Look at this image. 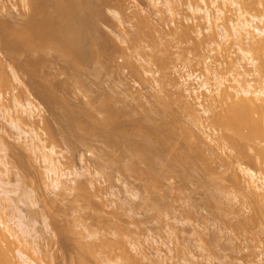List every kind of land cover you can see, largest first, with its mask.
<instances>
[{"label":"rangeland","instance_id":"374dc122","mask_svg":"<svg viewBox=\"0 0 264 264\" xmlns=\"http://www.w3.org/2000/svg\"><path fill=\"white\" fill-rule=\"evenodd\" d=\"M104 1L103 0H94L95 3H94L93 9L98 10L99 14H97L96 20H98L99 17H101V18L98 20L99 22H96L99 24V25L97 24V26H99L98 28H99L100 32H102L101 34H103L102 36H104L105 42H108L109 44L107 43V45H110V47H113V51L115 53L112 51L114 55L112 54L110 56H108V54L105 56L106 53H104L103 54L104 57L102 56V58H100L101 60L98 59L99 61H96V62L95 61H93V62L89 61L86 64L89 66L88 68H87V66H84L85 65L84 64L83 65L84 67H82L80 70H76V74L80 75L79 77H77L78 75H73V74H75V73H73V69L75 70L73 65L68 64V62H66V64H63V63H65L64 61H67V60L69 61V59L64 60L66 57L64 58L63 54H61L62 55L61 57L64 58L62 60V58L59 57L60 55H58V53H59V52H57L58 49L56 50L54 48L53 49L50 48V50L46 49V52L39 51V52L33 53L35 51L32 52V50L30 51V49L23 47L22 49H20L21 51L19 52V54L20 53L21 54L20 55L18 54L21 57V59H20V57H18L19 61L17 62V60L15 61V59H12L10 57L11 54L8 51H6L5 49H2L3 47L0 44V47H1L0 51L2 49L1 52L3 53V56L5 57V59L7 60L8 63L10 61V63H12V65L16 64L17 65V66L15 65L16 68H18L19 64H21V65L24 64V65H22L23 67L17 69V71L20 73L19 76L22 79V81L24 82V85L26 84L25 85L26 88L28 87L29 92L31 91L30 92L31 94H32V92H34L33 93L34 94L33 97L35 98L34 101L42 109V115L44 116L43 117L44 121H46V123L49 125V127L50 126L52 127V128L50 127L51 128L50 131L52 130L54 133L53 139L55 140L56 143L58 142L57 145H61V146H59L61 149H59V147H58V149L62 151V153L64 154L63 156L65 157V158L64 157L62 158V162H63L62 164L65 163L64 165H66L65 166L66 169L69 166L70 170L73 167H75L78 170H81V172H83L82 171L83 167H84L85 171L87 169L86 167H88L89 170H91V171L93 170L92 173H94V174L97 172L100 173V175L95 174V176H94V175H92V173H90L91 171L89 172L87 169L88 172L84 171V174H85L84 176L86 178H84V176H83L84 179L82 180V176H81L78 179V181L81 180L82 182H84L82 185H84V184L87 185L86 190L88 188V190H90V191L87 190L88 193L93 195L95 200L92 201L91 205H92V207L94 205H96L94 207H95V210H97V211H95L93 209L94 207L92 208L91 205H90V207L92 208L93 211H91L90 207L83 208L84 207L83 205H85L84 204L85 201H82L83 199L78 198V196L80 197V195H79L80 191H78V190H76V193L74 190H72V192L69 191L71 193L62 192L63 195H60L61 192H58L59 194L53 192V189H51L49 187L51 181L49 180L48 175L44 174L46 171L44 166H43L44 164H42V162H39L40 159L35 160L36 157L33 156L31 153H29L28 150H25V149H27V147L23 146V145H25V144H23L24 143L23 140L17 138V135H16L17 132H15L14 129H11V126L8 125L6 122L2 121V119H0V137L1 136H2L1 138L4 137V139H2V140H5L4 142L7 141L6 143H7V145H9L7 148L9 150L7 161L10 164L9 165L10 172L7 175H5L3 178H4V180H6L10 184H9V186L7 184L6 187L4 186L3 188H0V194L6 193V192L9 193L8 195H10V197L12 198V201L16 202L18 207L21 209V211L26 214V215L24 214V216H26V217H24V219H25L24 221L28 222L29 224L32 223L31 226L36 228L37 231L39 232V234H37L33 240L32 239H30V240L32 242H34V244H37V246L40 248V252H41L39 255L40 259L42 261H44L46 264H77V263L78 264H99V263L101 264V263H103V261H109V259L107 257L104 258V256H106V255L107 256L112 255L109 258H111L112 261H114V262L117 260L118 261L121 260V262L123 263L126 260L125 258L127 257L128 254L132 257V253H133V256L135 258L132 257L131 262L134 260L133 263L136 264L137 262L144 261L142 258L141 259L139 258L140 261H138L137 256L139 257V255L134 254L135 252L132 251L131 247L129 248V245L132 242L139 243V246H141V248L143 250H145V252H146L145 254H147L146 256H148V257H146L148 262H146V260H145L144 262H142V264H146V263L147 264H155V263L159 264L160 262H161L160 264H184L185 262H186L185 264H189L190 263L189 261H192L191 259H193V258H194L193 263H196V264H264V226L260 225L257 222L254 223L249 219L252 214L254 215V213H255V215H256L257 212L251 211L252 210L251 207L247 203L245 204V202L242 201L243 198L240 197V195H242L241 191H239V193H238V191L230 185V182L227 181L228 180V178H227L228 172L225 171V169H226L225 166L221 167L223 165V161L222 160L219 161L218 159H216V161L218 160L219 162L215 161L212 164L211 161H214L215 159L213 160L212 155L208 156V153L210 154L209 148H208V151L206 150L207 151L206 155L210 159V164L215 165V169L213 168L214 166L211 165L212 170H208L206 168V166L201 163L202 161L201 162L196 161L195 163H197V164L194 163V165L192 167H190L189 165L183 163L181 161V159L179 158L180 154H182V147H181L182 143L180 142V137H179L180 135L178 134L179 130L174 129L175 128L174 125L176 123L174 125H173V123L177 120L180 122V123H177V124H179V126L183 122V124L181 125L182 127H180V128L185 127V128L189 129V127H191V126H189L191 124L190 123L191 119H190V116L188 115V112L184 109H181L180 108L181 105L179 103H177V101H175L174 103H172V101H171L172 97L175 96V98H173V100H175L176 97L179 96V94H181V93H179L180 89L178 88L179 92L177 90L175 91V88L177 89V87H175V85H172V84H174V82H175V84H181V82H179L180 79L177 78L178 82L175 81L176 79L173 80L172 84L169 82H168L169 84L167 83L168 86H166V87L168 89H165L166 90L165 92H168L167 90L170 89V92L173 93V94L170 93L171 96L170 95L167 96L168 93L165 94L164 91H163V93L157 91V88L159 86L157 88L154 86V85H158V83L156 84L154 80L155 79L156 80L161 79L162 75H161L160 71H159L160 73L158 72L159 67H158L157 63L152 62V61H150L151 63L148 61H147L148 63L146 62L147 58H149L147 55H144L148 52V51L146 52V50H144V49L149 50L148 45L146 46L144 44V43L148 44L147 42H149V40L147 39L148 40L147 41L146 38L140 37L142 39H145V41L139 39V41L141 40L140 42H142L140 45V42L137 39L138 44H136V45L141 46L140 48H144L143 50L146 53H142L141 50H139L140 48L139 49L137 47L135 48V50L136 49L139 50V52L136 50L137 52H135V55L138 57V55H137L138 53H139V55L143 54V56L145 58L147 57L146 60H144L143 59L144 57L141 55V59H139L140 56L138 58L134 56L136 59L133 57L132 59H134V60H131V62H128V60L124 56V54H121V53H122L123 49H125V47L128 44H129V47H131L130 46L131 44L128 42H131L132 37H134L136 34L135 25L137 24L136 20H138V18L135 15L136 10L134 8V4L131 0H125L126 3H124V0H122L121 4H119V5H118V3L120 0H109L110 5L106 3V0H104ZM135 1L140 6L144 7L145 9L148 8L147 0H135ZM107 2H108V0H107ZM111 3H112V5H111ZM115 3H116V5H115ZM122 4L125 5V13H123L124 7L120 6ZM22 5L23 4L19 0H0V20L2 19V21H6V22L9 21V24L13 23L12 25L15 24V26H16V24H17V26L21 25L23 23L22 21H24V19H26V17H24L25 13H28V10H26L24 8V6H22ZM184 6H180V7H182V8H180V9H182V10H180L182 12L179 11L180 12L179 18H178V16H176V17L174 16V18H172L168 13H166V16L168 14V16H167L168 18H165L166 16L163 15L165 18L164 19L162 16L163 20L160 19V21L163 24H161L160 27L162 25H163V27L165 26V28H163V30L166 33L169 32L170 34H172L174 36L176 34L175 33L176 27L178 29H181V28H179L180 26L182 28H184L185 25L190 26L192 24L191 20H187V19H190L193 16H192V14H190L192 17L189 18V16H190V15H188L189 11H186L188 9L184 10V8H187L186 6L185 7ZM255 7H256V10H254L255 9L254 7H251V9L254 8L253 12L250 9L252 13L258 14L259 12L260 13L264 12V10H262L263 7L261 8L260 5L256 4ZM259 7L261 8L260 11H258ZM109 8H111V9H109ZM121 8H122V10H121ZM230 9H232V8H230ZM248 10H249V8H248ZM185 11L188 13L186 14ZM113 12H119V13L121 12L122 14H120V15L123 16V18L120 16L121 20L122 19L123 20L125 19V20L120 22L119 16L115 18V16H113L114 15ZM104 15H106V16H104ZM186 16H188V18H185ZM112 17L115 20L117 19L116 20L117 23H116V21L114 22ZM102 18H105V19H102ZM126 18H128V19H126ZM181 18H182V21H181ZM184 20L185 21L187 20V21L185 22ZM14 21H15V23H14ZM160 21H159V24H160ZM188 21H190V22H188ZM129 22L130 23L132 22V23L130 24ZM7 23H6V25H8ZM123 23H125V24H123ZM180 23H182L184 25L182 26V24L180 25ZM185 23H187V24H185ZM117 24L120 27H118ZM126 24H128L129 27ZM125 25L127 28L125 27ZM132 26H133V28H132ZM173 27H175V28H173ZM120 28H122V30L124 32H121L122 30ZM191 28H192V26H191ZM3 29H4V27L3 28L0 27V39H1V37L3 38V34H5V32L2 31ZM127 29H129L128 32L126 31ZM194 29L195 28H193L192 30H194ZM172 30H173V32H172ZM192 30H191L192 33L195 32ZM129 31H133V33L129 32ZM193 34L191 37L192 38L191 41L189 40V38H184L183 43L180 44L181 48H179V50H181V51H178L182 55V56H180V53H179L180 59L174 58V57H176V55L178 53L176 51L178 49L175 48L176 52L173 51L174 47H173V50H172V48L170 49L174 52V55H172V57L171 56L170 57L176 59L174 62V60L170 58L174 62L173 63L171 60H169V61H171V63H173L172 65H174V68H172L171 67L172 65L169 63L171 65L170 67H171L172 71L174 69L180 70V71L175 70L176 72L174 71V74L183 75V76H185L188 73H193L194 75L195 74H201L200 73L201 71L197 70V69H199V67H197V63H196L197 60H195L197 58L196 57L197 51L195 49V41L193 39L195 34L194 35ZM117 35H118V37H117ZM119 35H122V36H119ZM128 35H129V38H128ZM177 35H178V33H177ZM115 41H116V43H115ZM112 42H114L115 44ZM126 43H127V45H126ZM121 46L123 47V49ZM115 47H117V48H115ZM134 47H135V45H134ZM145 47H147V48H145ZM133 49L134 48L132 46V50H129V51H132V53H133V51H134ZM47 50H49V51H47ZM55 52H56V54H55ZM173 52H171L170 54H173ZM29 53H30V55H29ZM31 54L34 56V58L31 56ZM39 54H41V57H39L40 56ZM35 55H37V56H35ZM57 56H58V58H57ZM37 57H39V58H37ZM177 57H178V55H177ZM28 58H30V60ZM35 59H37V60H35ZM189 59H191V60L194 59L195 61L193 60L192 63L190 62L191 65H189L190 64L188 61ZM11 60H12V62H11ZM59 60H61L62 63ZM113 60L114 61L116 60L115 61L116 63L119 62V63H117L118 65ZM135 60H137V61L135 62ZM181 60H183V62ZM30 61H38L39 62L38 63L39 65H37V69H35L36 67L31 65ZM132 61L134 63H132ZM13 62H14V64H13ZM138 62L143 63L144 69L145 70L147 69L146 71L150 70L149 72L150 73L152 72L151 77L149 76L150 75L149 73L146 74V73H143L141 71V70L144 71V69H141L143 65L139 66ZM145 62L147 65L144 64ZM129 63L130 64L132 63V65H131L132 67L130 66ZM180 63H183V64H180ZM150 64H151V66H150ZM177 64H179V65H177ZM64 65H65V67H64ZM68 65H70V66H68ZM40 66H41V68H40ZM177 66H180V67L178 68ZM67 67H69V69ZM135 67L139 73H136L137 71H135V69H134ZM138 68H139V70H138ZM153 68H155V69H153ZM62 69L64 71H66V73H64L62 71ZM70 69H72L71 72H70ZM85 69L88 70V73H87V71H85ZM22 70H23V72H22ZM83 70H84V72H83ZM155 70H156V72H155ZM30 71L32 73H30ZM78 71H80L82 73L79 74ZM146 71H144V72H146ZM169 71L171 72V70H169ZM140 72H141V74H140ZM179 72L181 74H179ZM184 72H185V75H184ZM33 73H36V74H33ZM62 73H64V74H62ZM84 73H86V76L84 75ZM144 74H146V76ZM81 75H82L83 79H81ZM142 75H144L145 78H144V76L142 77ZM68 76L70 79L68 78ZM152 76L155 79H153ZM159 76H160V78H159ZM173 76H174V78L176 77L175 75H173ZM66 77L68 78L67 82H66V79H67ZM170 78L172 79V76ZM84 79H85V81H84ZM47 81H49V82H47ZM80 81H82V82H80ZM160 81L161 80H159V82ZM84 82H86V84H83ZM11 84H12L11 88L13 91H11L9 93L10 94L15 93L17 96L20 95V97H22V98H19V96H18L19 100H22V102H24V101L26 102V100L23 99L26 97V95H25L26 93H24V88H22L21 85L16 84V82L14 83V81H12L10 83V86H11ZM91 84H92V86H91ZM170 84L172 86H174L173 87L174 89H172V86H170ZM194 85L197 86L195 83H194ZM10 86H9V88H10ZM75 87L78 91L75 89ZM178 87H179V85H178ZM11 88H10V90H11ZM41 88H43L42 90H44V93L41 90ZM59 88L62 90V92ZM62 88H64V89H62ZM67 91L69 92L68 94H67ZM177 92H178V94H177ZM7 93H8V91H7ZM175 93H176V95H175ZM200 93H205V92H200ZM10 94H6V99L3 100L9 106L13 103L10 100L11 99ZM41 94H43V95H41ZM91 95H92V97H91ZM201 95H203V94H201ZM155 96H157V97H155ZM160 96H162V97H160ZM159 97L162 98V101H160L161 99ZM169 97H171V98H169ZM7 98H9L8 101H7ZM165 99H167V102L169 99H171L170 100L171 104H170V102H168V105L170 104L171 107L170 106H168V107L171 109L173 106V108L175 110H173V108H172V110H167V111L164 110L165 108H168L167 106H165V108H164V105H162V104H164ZM66 100L68 101V103ZM158 100H159V102H158ZM59 101H61V102L64 101L63 102L64 105H63V103H61ZM159 103H162V104H159ZM89 104H90V106H89ZM175 104H177V107ZM178 104L180 105L179 108H178ZM161 105H162V108H161ZM73 106H74V108H73ZM109 106H112L113 108H115V110H118L120 113L119 114L120 116L118 115V117H117L118 118L117 122H119V123L116 124L117 125L116 127L114 125L115 128L114 127H105L100 122L103 119L102 116H105L107 114V110H109L108 108H110ZM123 107H125V108L123 109ZM66 109H68V110H66ZM105 109H106V111H105ZM180 109L182 112L179 111ZM176 110H178L179 112ZM79 111L81 112V115H80ZM87 112H88V114H86ZM170 112H172L173 114H170ZM176 114H177L176 117L179 119H176V117H175ZM77 115H78V117H76ZM82 115L84 117H82ZM90 115H92V116L90 117ZM149 115H150V117H149ZM180 115H182V116H180ZM173 116L175 117V121L173 119L174 118ZM178 116H180V117H178ZM35 117H37V118H35V122L37 125H38L37 121H39V125L36 126L38 129V132H40V134L44 137L43 139H47L48 136L46 135L45 132H47L48 134H49V132L46 131V129H43V128H45L44 127L45 123L43 122V120H41L42 118L40 117V115L37 114ZM73 118L77 119V121L75 122V120ZM182 118H184V119H182ZM79 119H80V121H79ZM92 119H93V121H92ZM146 119H148L147 120L148 123H147ZM149 120L152 122H150ZM72 121L75 123H80V122L81 123L78 125V128H76L77 126H73V124L70 123ZM154 121H155V123H154ZM42 122L44 123V125ZM49 122H50V124H49ZM97 122H99V123H97ZM126 122H127V124H126ZM170 122H171V124H170ZM83 123H85V124L83 125ZM143 123H144V125H143ZM71 124H72V126H71ZM86 125H88V126H86ZM80 126H82V127H80ZM127 128L130 129V131H128ZM180 128H178V129H180ZM88 129H89V131H88ZM99 130L101 132L98 133L97 131H99ZM103 130H105V131H103ZM124 130H125V133H127L129 139L132 140L131 142L138 141L139 143H137V142L136 143L139 145V144L143 143L142 141L148 135L149 137H147V138L150 140V143L151 144H152V142L154 143L152 145L156 149H155V152L152 153L153 155L151 156L153 159L151 165H152L155 173L157 174L156 176H158L160 178V179L158 178L160 181L158 183V185H159L158 189L156 190L157 194H153V196L160 195L162 198L164 196L165 198H163V201H161L162 200L161 197H159L161 200H159L157 198L160 202L157 201V199H156L157 196L153 199L147 200V198L150 196L149 195L150 194L149 193L150 186L147 187L148 186L146 184L147 181L145 182V180H147V179L144 180V178L141 177L142 175H140V177H137L138 176L137 173L134 172L135 173L134 174L131 171H128V172L122 171V169L120 172H118L119 171L118 168L122 165V163H124V162H121L120 163L121 165H119L118 161H117V160L122 159L121 158L122 154L124 155V153H123L124 152V150H123L124 146H123V144L117 143L116 145L114 144L111 147L110 144L106 143L107 142L106 134L107 135L110 134V136L114 140L116 139L115 140L116 142L117 141L120 142V140H121L120 136H121L122 132H124ZM173 131H175V132H173ZM176 131H178V132L176 133ZM42 133L45 134L46 136L43 135ZM171 133L173 134V137L171 136L172 139H170V142H171L170 145L172 144V146H170V148H169V146H167V148H165L164 146H166V145H164V144H162V142H160L161 137L164 135L168 136V134L170 135ZM174 133L176 134L175 138H174ZM92 134H94V135H92ZM116 134H118V135H116ZM119 134H120V136H119ZM158 136L159 137L161 136V137L158 138ZM82 137H84V138H82ZM70 139H72V140H70ZM158 139H160V140L158 141ZM174 139H176V140H174ZM177 140H179V141H177ZM61 141L62 142L64 141V142L62 143ZM49 142H50L49 140H48V142L46 141V145H48ZM83 143H85V144H83ZM157 148H158V150H157ZM167 149H169V150H167ZM136 151H138L136 153L139 154L141 150L136 149ZM225 153H227V152H225ZM30 155H31V157H29ZM224 155L226 157V154L223 153L222 156L224 157ZM68 157H71V158H68ZM177 157L179 158V160ZM32 158H35V159L33 160ZM114 159L115 160L117 159V160L113 162ZM197 160L200 161L201 159L199 158ZM180 161H181V163H180ZM112 163H114V164H112ZM200 163H201V165H200ZM220 163L222 164L221 166H220ZM115 164H117V166ZM141 166L145 167V166H143V164H141ZM1 167L2 166L0 165V168ZM65 167H63V169H65ZM89 167H91V169ZM251 167L254 169H257L255 167V165L252 163H251ZM1 169H4V167H2ZM66 169H65V171H66ZM97 169H99L100 171H98ZM213 169H214V172H213ZM86 173H87V175H86ZM88 173L90 174L89 176H88ZM223 173L227 174V175H223ZM43 174H44V176H43ZM91 175L93 176V179H91L92 178ZM97 176H99L100 178ZM136 177L139 179L142 178L141 179L142 181L141 180L139 181ZM145 178H149V176L145 175ZM85 179H87V180H85ZM89 179H90V181H89ZM85 181H86V183H85ZM87 181L92 183V187H91V184H89ZM93 183H94V185H93ZM96 183H97V185H96ZM124 183L126 185H124ZM127 184H128V186H127ZM225 184H227V185H225ZM160 189H161V191H160ZM8 190H9V192H8ZM91 190H92V192H91ZM77 191H78V195H77ZM67 193L70 195H66ZM73 193H74V195H73ZM2 194L0 196L3 198ZM135 194H136V196H135ZM133 195H134V197H132ZM4 196H5V194H4ZM1 197H0V199H2ZM73 197L76 199H73ZM14 199H15V201H14ZM74 200H76V203ZM79 200H81L82 202H80ZM153 200H154V202H153ZM1 202L2 201L0 200V203ZM157 202H159L158 204L161 205L160 207H162L161 211H156L155 209H153V204L154 203L157 204ZM243 202H244V204H243ZM4 203H6V202H4ZM151 203H152V205H151ZM6 204H4V205H6ZM81 204H83V205H81ZM76 205H78V206H76ZM86 205H88V204H86ZM148 206H150L151 208ZM76 207L78 209L80 208L81 210L79 209V211H78ZM97 207H100V208H97ZM82 208H83V210H82ZM0 209H1L2 214L4 215L5 209L3 210V204L1 205ZM98 209L99 210L101 209L102 211H99ZM8 211H9V209H8ZM6 214H7V216L5 215L4 217L5 218L7 217L6 219H8L9 215L7 212H6ZM9 214H11V212ZM253 215H252V217L255 216V215L254 216ZM109 219H111V220H109ZM250 222H252L253 224L252 223L250 224ZM10 223H13L12 226L15 228V230H17V232L20 231L16 227L14 221L10 222ZM48 224H50L49 228H47V226H46ZM44 226L47 229H45ZM65 231H67V233H65ZM94 231H97V232H95L96 234L94 233ZM91 233H93V234H91ZM97 233L103 234V236L100 234L97 236ZM18 234H21V232H18ZM94 234H95V237L93 239ZM104 234H105V236H104ZM99 236L102 237V239L104 237V239L101 241ZM153 238H155V239H153ZM99 239H100V241H99ZM110 240H111V242H109ZM129 240L131 242H129ZM97 241H99L100 243ZM117 241H122V245H123V242H124V244H126L125 242H128L130 244H126V245H128V247H126V246L124 247V245L122 247V245H120ZM153 241H155L156 243ZM158 241L161 245L165 244V247L162 246V248H161L160 247L161 245L157 244ZM88 243L91 246H93L92 251H90V253L88 252L89 249L87 251V248H84V247L90 246V245H88ZM108 243H111L113 245V246H110L113 248V250H112V248L110 250ZM80 244H82V246ZM106 245H108V246H106ZM117 245L119 246V248ZM157 245L158 246L160 245V246L158 247ZM104 246H106V248ZM116 246H117V250L121 248L120 249L121 252L118 250L121 254L117 253ZM102 247H104L105 249ZM155 247L159 248V251H162L164 256L166 254H168V256L166 255L167 258L171 257V259L169 260V258H168L167 260H165V262L162 259H158L156 257V255H158V254L156 252L157 249ZM81 248L82 249L84 248L83 249L84 251L81 250ZM160 248H161V250H160ZM102 249H104V250H102ZM162 249H164V250H162ZM93 250H95V251H93ZM109 250L111 251V253H109ZM126 250H127V252H126ZM170 250H172V251L170 252ZM112 251H114V252H112ZM79 252L82 254H80ZM94 252H96V253H94ZM99 252H100V254L102 253L101 254L102 256L100 254L98 255ZM87 253H89V255ZM104 253L105 254L107 253V254L104 255ZM77 254L80 255V257ZM83 254L85 255V257ZM94 254L96 257L98 255V258H94L95 257ZM135 255H137V256H135ZM120 256L122 258H124V260ZM140 256L142 257V255H140ZM85 258L88 260V262L86 261ZM116 258H117V260H115ZM118 258H120V259H118ZM98 259H99V261H98ZM156 260H157V262H156ZM187 262H189V263H187ZM104 263L108 264L106 262H104Z\"/></svg>","mask_w":264,"mask_h":264},{"label":"bare ground","instance_id":"6f19581e","mask_svg":"<svg viewBox=\"0 0 264 264\" xmlns=\"http://www.w3.org/2000/svg\"><path fill=\"white\" fill-rule=\"evenodd\" d=\"M19 1L23 4L22 6H24V8L26 10H28V13H25L24 17H26V19H24V21H22L23 23L19 26H17V24H16V26H15V24L12 25L13 23L9 24V21H7L8 22L7 23L6 21H2V19L0 20V22H1L0 27L1 28L4 27V29L2 31L5 32V34H3V38L1 37V39H0V44L3 47L2 49H5L6 51H8L11 54L10 57L12 59H15V61L16 60H17V62L19 61L18 57H20L19 55L21 54V53L19 54V52L21 51L20 49H22L23 47L30 49V51L32 50V52L35 51L33 53H36L39 51L46 52V49L50 50V48L51 49L54 48L56 50L58 49L57 52H59L58 53V55H60L59 57L62 56L61 54H63L64 58L66 57L65 59L61 57L62 60L63 59L64 60L69 59L70 62L67 60V61H64L65 63H63V64H66V62H68V64L73 65V67L75 68V70L73 69V73H75L73 75H78V74H76V70H80L84 66H87V68H88L89 66L86 64L89 61L90 62H93V61L96 62V61L101 60L100 58H102L104 53H106L105 56L107 54H108V56L113 54V52H114L113 47H110V45H107L108 42H105L104 36H102L103 34H101L102 32H100V30L98 28L99 26H97L98 23H96V22H99L98 20L101 17H99L98 20H96L97 14H99V13H98V10L93 9L94 3H95L94 0H19ZM121 1L122 0L119 1L118 5L121 4ZM131 1L134 4V8L136 10L135 15L138 18V20H136L137 24L135 25L136 34L131 39L132 43L128 42L131 44L130 45L131 47H129V44L127 45V43H126V45L128 47L126 46L125 49H123V47L121 46L123 49L121 54H124V56L127 58L128 62H131V60H134V59H132L134 56L137 57L135 55V52H137V51L139 52V50H141L142 53H146L148 51L146 54H144V55H147L149 57V58L146 57L147 60L143 56V54L139 55V53H138L137 55H138V57L140 56L139 59H141V55H142L144 57V58L143 57L142 58L144 60H146V62L152 61V62L157 63V65L159 67L158 72L160 71L162 76H161V79H158V80H156L153 76H152V78L155 79L154 81L156 84L158 83V85H154V86L156 88L159 86L158 87L159 89L157 88V91H159V92H162V93H163V91L165 92L166 91L165 89H168L166 86H168L169 83L172 84L173 80H175V79H176L175 81L178 82L177 78L180 79L179 82H181V84H175V82H174V84H172V85H175V87H177V89L175 88V91L177 90L179 92V90H178V88H179L180 89L179 93H181V94H179V96H177L175 100H173V98H175V96L172 98L169 97L172 100L171 99L168 100V102H170V104H171V101H172V103L177 101V103H179L181 105L180 108L186 110L188 112V115L190 116V119H191V121H190L191 124L190 125L188 124L189 126H191V127H189V129L185 128L184 126H183L184 128H180V127H182L181 125L183 124V122L179 126V124H177V123H180V122L177 120H176L177 122L175 121V117L177 116V114L175 115V117L173 116L174 117L173 119L175 121V122L173 121L174 122L173 125L176 123L174 125V127H175L174 129L179 130L178 134L180 135L179 136L180 142L183 144L182 145L180 143L181 147H182V154H180L179 158L181 159V161L183 163L189 165L190 167H192L196 161L197 162L202 161L201 163L204 164L208 170H212L211 169L212 166H214L213 168L215 169V165H212V164L216 161V159H218L219 161L222 160L223 165L220 163V166L221 165H222L221 167L225 166V168H226L225 171L228 172L227 173L228 174V176H227L228 180L227 181L230 182V185L234 189H236L238 191V193H239V191H241L242 195H240V197L243 198L242 201H244L245 204L247 203L251 207V209H252L251 211L257 212L256 215L254 213L255 216L252 214L254 217H252V215H251L252 218L250 217L249 219L254 223L257 222L260 225L264 226V12L263 13L259 12L260 14L259 13L258 14L252 13L254 8H255L254 10H256V7H255L256 4L260 5L261 8L263 7L262 10H264V0H147L148 8L150 7L149 9L148 8L145 9L144 7L140 6L135 0H131ZM109 2H110L109 0H108V2L106 0L107 4H109ZM124 3H126L125 0H124ZM111 5H112V3H111ZM115 5H116V3H115ZM184 5L187 8H184L185 7ZM120 6L124 7L123 8L124 12L123 11L122 12L125 13V5L122 4ZM180 6H184L183 7L184 10L188 9L186 11H189V13L185 11L186 14L187 13H188V15L192 14L193 17L190 15L189 18L190 17H192V18L187 19V20H191L192 24L190 26L185 25L184 28H182L180 26L179 28H181V29H178L177 27L176 28L173 27V28H175V33H176L173 36L169 32L166 33L163 30V28H165V26L163 27V25H162L160 27V25L163 24V23H161L160 19H162L163 15L166 16V13H168L172 18H174V16L175 17L178 16V18H179L180 12H182V11H180V10H182V9H180V8H182ZM251 7H254V8L251 9ZM230 8H232V9H230ZM248 8H249V10L251 9L252 12H251V10L249 11ZM261 8L259 7V10L258 9L257 10L260 11ZM109 9H111V8H109ZM121 10H122V8H121ZM113 13H114L113 16H115V18L119 16L120 22L125 20V19L121 20V17L123 18V16L120 15V14H122L121 12L120 13L119 12H113ZM168 14H167V16H168ZM104 16H106V15H104ZM167 16L165 18H168ZM105 18H102V19H105ZM163 18H164V16H163ZM185 18H188V16H186ZM112 19H113V17H112ZM126 19H128V18H126ZM113 20L115 22L117 19L116 20L113 19ZM159 21H160V24H159ZM181 21H182V18H181ZM188 22H190V21H188ZM6 23L8 25H6ZM14 23H15V21H14ZM116 23H117V21H116ZM187 23H185V24H187ZM123 24H125V23H123ZM181 24L182 23H180V25ZM126 25H128V24H126ZM126 25H125V27H126ZM183 25L184 24H182V26ZM117 26H118V24H117ZM191 26H192V28H191ZM118 27H120V26H118ZM128 27H129V25H128ZM132 28H133V26H132ZM193 28H195V29L192 30ZM120 29L122 30V28H120ZM128 30L129 29H127L126 31L128 32ZM191 30L195 31V32H193L195 34L193 39L195 41V49L197 51V54H196L197 58L195 60H197V62H196L197 67H199V69H197V68L196 69L201 71L200 72L201 74H195L194 75L193 73H188L185 75V72H184L185 76L174 74L175 70H177V71L179 70V69H174L172 71V69H171V67L174 68V65H172L176 60L174 58L180 59V57H179L180 52H178V51H181V50H179V48H181L180 44L183 43V39L189 38V40L191 41V39H192L191 37L193 34L191 32ZM121 32H124V31L122 30ZM129 32L133 33V31H129ZM172 32H173V30H172ZM177 33H178V35H177ZM122 35H119V36H122ZM117 37H118V35H117ZM140 37L146 38V40L147 39L149 40V42H147L148 44L143 42L146 46L148 45L149 50L144 49V48H140L141 46L136 45V44H138L137 42L139 41V39L145 41V39H142ZM128 38H129V35H128ZM137 39H138V41H137ZM112 43H114V42H112ZM115 43H116V41H115ZM141 43L142 42H140V45H141ZM134 45H135V47H134ZM132 46L134 48L133 53H132V51H129V50H132ZM136 47L138 49L139 48L140 49L139 50L136 49L137 50L136 51L135 50ZM173 47H174V50H173ZM115 48H117V47H115ZM145 48H147V47H145ZM171 48L173 51H175V48L178 49V50H176L178 52L177 53L178 57L176 55V57L171 58L172 55H174V52L172 50H170ZM2 49H1V51H2ZM143 49L146 50V52ZM49 50H47V51H49ZM1 51H0V117H1L0 119H2V121L6 122L8 125H10L11 129H14L15 132H17V134H16L17 138L22 139L24 142L23 144H25L23 146L27 147V149H25V150H28L29 153H31L33 156L36 157V159L35 158H32V159L33 160L34 159L35 160L40 159L39 162H42V164H44L43 166L46 170L44 174L48 175V178L51 181L49 187L51 189H53V192H55V193L61 192L60 195H63L62 192L66 193L69 191L72 192V190H74L76 193V190H78V191H80L79 192L80 197L78 196V198L83 199L82 201H85L84 202L85 205L88 204L86 206L81 204L84 206L83 208L90 207L92 201H94L95 199H94L92 194L88 193V191H90V190H88V188H87L88 191L86 190L87 185H85V184L82 185L84 182H82L81 180L78 181V179L81 176H82V180L84 178H86L84 176L85 175L84 174V171H85L84 167L82 169L83 172H81V170H78L75 167H73V168L71 167L72 169L70 170L69 166H68L66 169V167H65L66 165H64L65 163L62 164L63 163L62 158L64 157L63 156L64 154L62 153L61 150H59V149H61L59 147L61 145H57L58 142L56 143L55 140L53 139L54 133L52 130L50 131V129L52 127L50 126L51 127L50 128L49 125L46 123V121H44V118H43L44 116L42 115V109L34 101V99H35L33 97L34 92H32V94L30 93L31 91L29 92L28 87L26 88V86H25L26 84L24 85V82L22 81V79L19 76L20 73L17 71V69L22 68L23 67L22 65H24V64H22V65L19 64L18 68H16V66H17L16 64H15L16 65L15 66V65H12V63H10V61H9V63L7 62V60L5 59V57L3 56V53ZM171 52H173V54H170ZM55 54H56V52H55ZM29 55H30V53H29ZM39 55H40L39 57H41V54H39ZM31 56L34 58V56L32 54H31ZM35 56H37V55H35ZM180 56H182L181 53H180ZM39 57H37V58H39ZM57 58H58V56H57ZM170 58L173 59L174 62ZM20 59H21V57H20ZM28 59L30 60V58H28ZM35 60H37V59H35ZM169 60H171L173 63H171V61H169ZM193 60L189 59L188 61H189V63L190 62L192 63ZM59 61L62 63L61 60H59ZM136 61L137 60H135V62ZM181 61L183 62V60H181ZM11 62H12V60H11ZM30 62H31V65H33L34 67H36L35 69H37V65H39L38 64L39 62L38 61H30ZM146 62L144 64H146ZM117 63H119V62H117ZM132 63H134V62L132 61ZM132 63L131 64L129 63L130 66L132 65ZM191 63L189 65H191ZM13 64H14V62H13ZM180 64H183V63H180ZM70 65H68V66H70ZM140 65H143V63L140 62L139 66ZM177 65H179V64H177ZM150 66H151V64H150ZM64 67H65V65H64ZM177 67L179 68L180 66H177ZM40 68H41V66H40ZM67 68L69 69V67H67ZM134 69H135V71H137L136 67ZM141 69H144V65L142 66ZM153 69H155V68H153ZM71 70L72 69H70V72H71ZM138 70H139V68H138ZM146 70L144 69V71H146ZM169 70H171V72L173 74ZM62 71L64 73H66V71H64L63 69H62ZM85 71H87V73H88L87 69H85ZM141 71L143 73H146V74L149 73L150 74L149 76L151 77L152 72L150 73L149 72L150 70L146 71V72H144L143 70H141ZM22 72H23V70H22ZM78 72H79V74L82 73L80 71H78ZM83 72H84V70H83ZM155 72H156V70H155ZM30 73H32V72L30 71ZM64 73H62V74H64ZM136 73H139V72L137 71ZM33 74H36V73H33ZM140 74H141V72H140ZM146 74H144V75L146 76ZM179 74H181V73L179 72ZM82 75H81V79H83ZM84 75L86 76V73H84ZM144 75H142V77ZM170 75L172 76V79L170 78L171 77ZM173 75H175L176 77L174 78ZM79 76L80 75H78L77 77H79ZM145 76H144V78H145ZM68 78H69V76H68ZM68 78L66 79V82H67ZM159 78H160V76H159ZM159 80H161V81L159 82ZM12 81H14V83L16 82V84H19L22 86V88H24V93H26L25 95L27 98L24 96L25 98H23V99H25L26 102L25 101L22 102V100H19V98H22V97H20V95H18L19 96V98H18V96L15 93H13V92H12L13 94L9 93V92L13 91L11 88L12 84L10 86V83ZM49 81H47V82H49ZM82 81H80V82H82ZM84 81H85V79H84ZM194 83L197 86H195ZM83 84H86V82H84ZM171 84H170V86H172ZM178 85H179V87H178ZM9 86H10L11 90H10ZM91 86H92V84H91ZM173 87L174 86H172V89H174ZM42 89L43 88H41V90ZM62 89H64V88H62ZM75 89H76V87H75ZM7 91H8V93H7ZM42 91L44 93V90H42ZM167 91L168 92H165V94L168 93L167 96L170 95V93H172V92H170V89ZM61 92H62V90H61ZM178 92H177V94H178ZM200 92H205V93H200ZM68 93L69 92L67 91V94ZM6 94H10V97H11L10 100L13 102L10 105L11 107L9 105H7L5 101H3L4 99H6ZM201 94H203V95H201ZM41 95H43V94H41ZM175 95H176V93H175ZM91 97H92V95H91ZM155 97H157V96H155ZM160 97H162V96H160ZM160 99L159 100L162 101V98H160ZM8 100H9V98H7V101ZM159 100H158V102H159ZM59 102H61V101H59ZM63 102L64 101H62L61 103H63ZM168 102H167V99H165L164 104H162L163 102L159 103V104L164 105V108H165V106H167V107L170 106V104L168 105ZM67 103H68V101H67ZM179 104H178V108L180 106ZM63 105H64V103H63ZM162 105H161V108H162ZM175 105L177 107V104H175ZM89 106H90V104H89ZM109 107L110 108H108L109 110H107V114L105 113L106 115L104 114L105 116H102L103 119L100 122L105 127H114V125L116 127L117 126L116 124L119 123V122H117V119H118L117 117L120 113L118 110H115V108H113L112 106H109ZM73 108H74V106H73ZM124 108L125 107H123V109ZM172 108H173V106H172ZM172 108L170 109L168 107V108H165L164 110H166V111L172 110ZM106 109H105V111H106ZM181 109L179 111H181ZM66 110H68V109H66ZM173 110H175V109L173 108ZM176 111H178V110H176ZM37 114L40 115V117L42 118L41 120H43V122L45 123V126H44L45 128H43V127L42 128L46 129V131L49 132V134L47 132H45L46 135L48 136V138L46 137L47 139H43L44 137L40 134V132H38V129L36 126L39 125V121H37L38 125L35 122V118H37L35 116ZM86 114H88V112ZM170 114H173V113L170 112ZM80 115H81V112H80ZM91 116L92 115H90V117ZM180 116H182V115H180ZM180 116H178V117H180ZM76 117H78V115ZM82 117H84V116L82 115ZM149 117H150V115H149ZM80 119H79V121H80ZM176 119H179V118L176 117ZM182 119H184V118H182ZM74 120H75V122L77 121V119H74ZM147 120L148 119H146V121ZM73 121L70 123H72L73 126H77L76 128H78V125L81 122L75 123ZM92 121H93V119H92ZM150 122H152V121H150ZM44 123H43V125H44ZM97 123H99V122H97ZM147 123H148V121H147ZM154 123H155V121H154ZM49 124H50V122H49ZM72 124H71V126H72ZM84 124L85 123H83V125ZM126 124H127V122H126ZM170 124H171V122H170ZM143 125H144V123H143ZM86 126H88V125H86ZM176 126L180 129H178ZM80 127H82V126H80ZM88 131H89V129H88ZM103 131H105V130H103ZM128 131H130V129H128ZM97 132L99 133L101 131L99 130ZM173 132H175V131H173ZM177 132L178 131H176V133ZM43 135H45V134H43ZM92 135H94V134H92ZM116 135H118V134H116ZM175 135L176 134L174 133V138H175ZM119 136H120V134H119ZM171 136L173 137L172 133L170 135L168 134V136L167 135H164L162 137L160 136L161 140L158 139V141L160 140V142H162V144L166 145V146L163 145L165 148H167V146H169V148H170V146H172V144L170 145V143H171L170 139H172ZM1 137H0V165L2 167H4V169H1L2 167L0 168V188H3L4 186L6 187L7 184H8V186L10 184L6 180H4V178H3L5 175H7L10 172V167H9L10 164L7 161L8 151H9L7 148L9 145H7V143H6L7 141L4 142L5 140H2V139H4V137L3 138H1ZM147 137H149V136L147 135ZM147 137H145L143 141L141 140L143 143L140 142L141 144L138 145L137 144V143H139L138 141L131 142L132 140L129 139L127 133H125V130H124V132H122V134L120 136V138H121L120 142H118V141L116 142L115 141L116 139L114 140L110 136V134L109 135L106 134V140H107L106 143L110 144L111 147H112V145H114V144L116 145L117 143L123 144V146H124V148H123L124 155L122 154V156H121L122 159H120V160L116 159L118 161L119 165H121L120 164L121 162H124V163H122V165L120 166L121 168L118 166L119 171L117 169L116 170L118 172H120L121 169H122V171H127V172L131 171L133 173L135 172L138 174L137 177H140V175H142L141 177H143L144 180L147 179V180H145V182L147 181L146 182V184L148 185L147 187L150 186V190H149L150 196L147 198V200L153 199L157 196L156 199L157 198L159 200L162 199L161 201H163V198H165L164 196H163V198L160 195L153 196V194H157L156 190L158 189V186H159L158 183L160 181L159 180L160 178L158 176H156L157 174L155 173V171L151 165L152 161H153L151 156L153 155L152 153L155 152L156 148L152 145L154 143L152 142V144H151L150 140ZM160 137L158 136V138H160ZM82 138H84V137H82ZM48 140L50 142H49V144L47 143L48 145H46V141L48 142ZM70 140H72V139H70ZM174 140H176V139H174ZM177 141H179V140H177ZM83 144H85V143H83ZM58 147H59V149H58ZM208 148L210 149L209 150L210 154L208 153V156L212 155L213 160L215 159L214 161H211L212 164H210V159L206 155ZM136 149L141 150L139 154L136 153V152H138V151H136ZM157 150H158V148H157ZM167 150H169V149H167ZM225 152H227V153H225ZM223 153L226 154V157H225V155H224V157L222 156ZM29 157H31V155ZM68 158H71V157H68ZM179 158H178V160H179ZM199 158L201 159L200 161L197 160ZM116 160L114 159L113 162ZM181 161H180V163H181ZM201 163H200V165H201ZM251 163L254 164L257 169L252 168ZM112 164H114V163H112ZM141 164H143V166H145V167H142ZM195 164H197V163H195ZM115 165L117 166V164H115ZM63 167H65L66 171H65V169H63ZM86 168L88 169V167H86ZM89 168L91 169V167H89ZM87 169H86V171H87ZM214 169H213V172H214ZM97 170L100 171L99 169H97ZM88 171L90 172L91 170L88 169ZM92 171L90 173H92ZM44 174H43V176H44ZM95 174L100 175L99 172H97ZM95 174L92 173V175H94V176H95ZM227 174L223 173V175H227ZM86 175H87V173H86ZM89 175L90 174L88 173V176ZM92 175H91V177H92L91 179H93ZM145 175L146 176L148 175L149 178H145ZM83 176H84V178H83ZM97 177H99V176H97ZM137 179L140 181L142 178L141 179L137 178ZM85 180H87V179H85ZM89 181H90V179H89ZM85 183H86V181H85ZM88 183L91 184V187H92V183H90V182H88ZM93 185H94V183H93ZM96 185H97V183H96ZM124 185H126V184L124 183ZM225 185H227V184H225ZM127 186H128V184H127ZM78 191H77V195H78ZM160 191H161V189H160ZM8 192H9V190H8ZM71 192H69V193H71ZM91 192H92V190H91ZM4 194H5V196H4ZM8 194L9 193H7V192L3 193L2 194L3 198L0 196L2 198V199H0L2 201L0 203V207L3 204V210L5 209L4 215L1 212L2 208L0 209V264H46L44 261H42L40 259V256H39L41 253L40 248L37 246V244H34V242H32L30 240V239L33 240L36 237V235L39 234V232L37 231L36 228L31 226L32 223L29 224L28 222L24 221L25 220L24 217H26V216H24L25 213H23L21 211V209L18 207L16 202L12 201V198ZM66 195H70V194L67 193ZM73 195H74V193H73ZM135 196H136V194H135ZM132 197H134V195ZM159 197H161V199ZM73 199H76V198L73 197ZM158 199H157V201H159ZM14 201H15V199H14ZM74 201L76 203V200H74ZM79 201L82 202L81 200H79ZM4 202H6L7 204ZM153 202H154V200H153ZM159 202H157V204L156 203L153 204V209H155L156 211H161L162 207H160L161 205L158 204ZM244 202H243V204H244ZM152 203H151V205H152ZM4 204H6V205H4ZM76 206H78V205H76ZM94 206H96V205H94ZM91 207H92V205H91ZM148 207H150V206H148ZM83 208H82V210H83ZM92 208H91V211H93ZM97 208H100V207H97ZM8 209H9V211H8ZM79 209L77 208L78 211H79ZM93 209L95 210V207ZM95 211H97V210H95ZM99 211H102V210L100 209ZM6 212L9 215L8 219H6L7 217L6 218L4 217L5 215L7 216ZM10 212H11V214H9ZM109 220H111V219H109ZM13 221L15 222L16 227L20 230L18 232H21V234H18L17 230H15V228L12 226L13 223H10ZM252 222H250V224ZM49 225L50 224L46 225L47 228H49ZM44 228H45V226H44ZM47 228H45V229H47ZM95 232H97V231H94V233ZM65 233H67V231H65ZM91 234H93V233H91ZM95 234L93 236V239L95 237ZM99 234L100 233H97V236ZM100 235L103 236V234H100ZM104 236H105V234H104ZM100 239L102 241L104 239V237H103V239H102V237H100ZM100 239H99V241H100ZM153 239H155V238H153ZM99 241H97V242H99ZM109 242H111V240ZM117 242L120 245H122V241H117ZM129 242H131V241L129 240ZM153 242H155V241H153ZM89 243H88V245L91 244V243L90 244ZM125 243L130 244L128 242H125ZM110 244L111 243H108L109 248L111 250L112 247H110V246H113V245L112 244L110 245ZM126 244H124V242H123L124 247L125 246L128 247V245H126ZM157 244H160L159 241L157 242ZM80 245L82 246V244H80ZM108 245H106V246H108ZM123 245H122V247H123ZM106 246H104V247L106 248ZM117 246H116V251H117V253L121 254L120 253L121 248L118 249L120 251L119 252L117 250ZM162 246L165 247V244L164 245L162 244L160 247L162 248ZM92 247L93 246L90 245L89 247H84V248H87V251L89 249L88 252L90 253V251H92ZM104 247H102V248H104ZM130 247H131L132 251L135 252L134 254L139 255V257L137 255H135V256H137L138 261H140V259L142 258L144 261L146 260V262H148L147 258H146L148 256H146L147 254H145L146 253L145 250H143L141 248V246H139V243L132 242L129 245V248ZM118 248H119V246H118ZM161 248H160V250H161ZM83 249L81 248V250H83ZM104 249H102V250H104ZM156 249H157L156 252L158 254V255H156V257L158 259H162L165 262V260H167L169 258V257L167 258L168 254H166L167 256L166 255L164 256L162 251H159V248H156ZM110 250H109V253H111ZM112 250H113V248H112ZM127 250H126V252H127ZM162 250H164V249H162ZM93 251H95V250H93ZM171 251L172 250H170V252ZM96 252H94V253H96ZM112 252H114V251H112ZM89 253H87V254L89 255ZM80 254H82V253H80ZM99 254H100V252L98 253V255ZM106 254L104 253V255H106ZM98 255L96 257L94 254V256H95L94 258H98ZM140 255H142V257ZM78 256L80 257V255H78ZM111 256H107V255L104 256V258L107 257L109 259V261H103L102 260L103 263L106 262L108 264H135V263H133L134 260L131 262L132 257H134L133 253H132V257L128 254L127 257L125 258L126 260L123 263L121 262V260L118 261L117 258L115 259L117 261H115V262L112 261V259L109 258ZM84 257H85V255H84ZM118 259H120V258H118ZM122 259L124 260V258H122ZM170 259H171V257L169 258V260ZM193 259H191L192 261H189L190 263L189 262H187V263L196 264V263H193ZM86 261L88 262L87 259H86ZM98 261H99V259H98ZM144 261H141V262L136 261L137 262L136 264H139V263L142 264V262H144ZM156 262H157V260H156ZM103 263H101V264H103ZM155 264H157V263H155Z\"/></svg>","mask_w":264,"mask_h":264}]
</instances>
